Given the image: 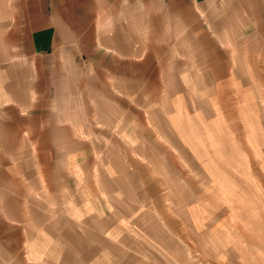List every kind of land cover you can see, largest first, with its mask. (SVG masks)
<instances>
[{"label": "rangeland", "instance_id": "1", "mask_svg": "<svg viewBox=\"0 0 264 264\" xmlns=\"http://www.w3.org/2000/svg\"><path fill=\"white\" fill-rule=\"evenodd\" d=\"M45 2L57 43L36 56L0 0V264L200 263L210 240L179 222L199 176L164 113L264 39V0Z\"/></svg>", "mask_w": 264, "mask_h": 264}, {"label": "crops", "instance_id": "2", "mask_svg": "<svg viewBox=\"0 0 264 264\" xmlns=\"http://www.w3.org/2000/svg\"><path fill=\"white\" fill-rule=\"evenodd\" d=\"M45 1L18 0L36 56L53 54L57 43L59 10L52 5L47 12ZM242 42V50L238 44L228 51L225 66L197 79L198 94H179L173 112L164 113L199 176L180 188L195 191V198L181 203L188 215L179 219L195 224L198 236L210 240L198 264H264V39L249 50ZM156 183L148 178V192L154 194ZM162 189H169L164 182Z\"/></svg>", "mask_w": 264, "mask_h": 264}]
</instances>
